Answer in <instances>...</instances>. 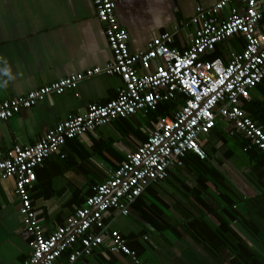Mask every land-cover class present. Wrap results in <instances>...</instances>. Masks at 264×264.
<instances>
[{"label":"crops","instance_id":"crops-1","mask_svg":"<svg viewBox=\"0 0 264 264\" xmlns=\"http://www.w3.org/2000/svg\"><path fill=\"white\" fill-rule=\"evenodd\" d=\"M217 2L115 0V13L128 32L131 53L136 54L190 20L196 7L210 8ZM233 8L243 10L235 1L221 18L226 19ZM194 32L176 34L173 46L185 50ZM244 48L243 39L236 37L204 59L227 62L230 51ZM112 61L105 27L92 0H0V105L72 75L105 68ZM154 68L155 63L144 72L151 74ZM123 86L119 76H94L74 91L50 95L0 121V160L15 147L34 146L91 104L116 99ZM242 107L264 129V81ZM158 110L118 119L94 135L68 141L36 170L33 206L47 237L84 205L95 186L110 179L128 154L147 142L160 118L154 114ZM199 144L207 153L205 160L189 155L183 168L171 169L169 179L149 187L128 216L112 213L109 222L137 252L139 262L112 254L104 245L76 264H264V154L256 148L247 150L248 139L222 118ZM15 190L14 179L0 181V264H22L31 254Z\"/></svg>","mask_w":264,"mask_h":264},{"label":"built area","instance_id":"built-area-1","mask_svg":"<svg viewBox=\"0 0 264 264\" xmlns=\"http://www.w3.org/2000/svg\"><path fill=\"white\" fill-rule=\"evenodd\" d=\"M235 1L226 19L221 13ZM262 0H218L210 7H196L193 17L174 30L150 41L146 48L131 53L128 32L115 13V0H92L98 20L113 54L105 68H95L54 82L0 105V121L33 108L50 95L74 91L94 76H119L124 86L116 99L105 105L91 104L81 115L70 116L48 131L32 147H15L0 160V181L14 179L20 200V216L28 233L30 256L22 264H76L106 245L112 254L137 258L127 239L109 222L112 213L128 216L130 207L152 185L170 178L171 169L183 168L188 155L207 158L200 146L219 118L230 121L248 139L246 148L264 154V129L248 117L242 102L264 81V2ZM264 1V0H263ZM194 29L188 46L180 51L174 37ZM240 37L242 52L230 51L227 62L205 60L222 43ZM155 63L153 73H147ZM183 99L184 103L180 104ZM163 103H177L171 115L160 117L147 142L127 155L125 163L105 183L93 188L84 205L51 236L33 206L32 188L36 170L59 154L68 141L94 135L97 129L118 119L156 112ZM145 240H148L145 237ZM66 256V263L62 259Z\"/></svg>","mask_w":264,"mask_h":264},{"label":"trees","instance_id":"trees-1","mask_svg":"<svg viewBox=\"0 0 264 264\" xmlns=\"http://www.w3.org/2000/svg\"><path fill=\"white\" fill-rule=\"evenodd\" d=\"M181 103H184L183 99L180 100V104ZM177 105H178L177 103H164L163 106L160 108V110H158V112L154 113V114H159L160 117L171 115L172 111L177 110ZM187 157L184 160L185 165H186V162L188 161L187 159L189 158V157L188 158ZM195 157H197V156L195 155ZM197 158L199 159V157H197Z\"/></svg>","mask_w":264,"mask_h":264}]
</instances>
